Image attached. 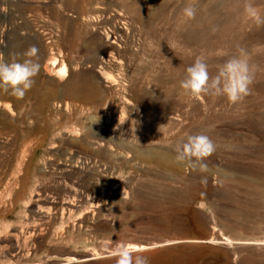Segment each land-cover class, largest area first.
<instances>
[{"label":"rangeland","instance_id":"1","mask_svg":"<svg viewBox=\"0 0 264 264\" xmlns=\"http://www.w3.org/2000/svg\"><path fill=\"white\" fill-rule=\"evenodd\" d=\"M242 12L0 0V55L35 45L42 65L22 99L0 90V264H116L117 243L149 264H264V27ZM238 47L257 66L249 96L184 94L196 58L214 75ZM200 133L216 145L205 172L175 160Z\"/></svg>","mask_w":264,"mask_h":264},{"label":"clouds","instance_id":"2","mask_svg":"<svg viewBox=\"0 0 264 264\" xmlns=\"http://www.w3.org/2000/svg\"><path fill=\"white\" fill-rule=\"evenodd\" d=\"M242 3L244 20L257 28L264 27V8L258 6L256 0H242ZM182 14L187 20L195 19V3L185 6ZM19 55L23 59L14 57L11 62H6L0 55V90L22 99L34 86L42 65L39 61V49L35 45ZM250 55L247 49L238 47L235 54L217 67L214 75L207 62L198 57L186 68L180 88L194 100L211 96L225 97L231 104L242 102L251 93L250 86L257 71V66L250 63ZM174 151L178 163H186L193 171L205 172L208 169L205 161L214 154L216 145L208 135L200 133L189 135L186 141L176 144ZM201 183L206 184V178ZM111 255L116 264H149L147 257L121 243L116 244Z\"/></svg>","mask_w":264,"mask_h":264},{"label":"bare ground","instance_id":"3","mask_svg":"<svg viewBox=\"0 0 264 264\" xmlns=\"http://www.w3.org/2000/svg\"><path fill=\"white\" fill-rule=\"evenodd\" d=\"M44 69H45L46 73L49 74V75H51V74L54 73L53 70L48 69L46 66H44ZM63 69H64V67L62 66V67L60 68V70H59V72H61L60 77H61V75H62ZM55 74H56V73H55ZM58 77H59V76H58ZM139 247H140V248H141V247L144 248L143 246H139ZM90 256H91V255H85V256L82 257L81 260H89V259H91ZM49 264H54V263H49Z\"/></svg>","mask_w":264,"mask_h":264}]
</instances>
